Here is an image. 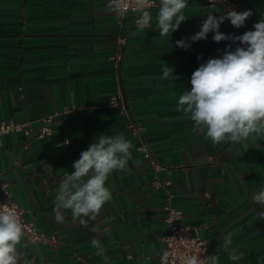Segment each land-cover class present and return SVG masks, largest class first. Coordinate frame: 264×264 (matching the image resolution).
Masks as SVG:
<instances>
[{
    "label": "crops",
    "instance_id": "obj_1",
    "mask_svg": "<svg viewBox=\"0 0 264 264\" xmlns=\"http://www.w3.org/2000/svg\"><path fill=\"white\" fill-rule=\"evenodd\" d=\"M226 1L252 16L241 28L224 21L219 31L225 35L252 31L264 16V0ZM112 7L109 0H0V122L14 118L31 128L30 136L3 138L1 181L37 230L58 238L54 246L24 236L18 245L21 264H162L169 200L183 212V224L204 225L199 235L209 255L219 251V264H264V220L258 216L264 209L251 200L264 187V151L257 148L264 137L213 144L178 111L192 73L221 58L229 45L233 50L236 42H215L211 32L206 40H191L207 13L219 16L228 7L188 0L186 20L168 37L156 28L157 7L149 9L152 24L143 31H137L133 12L121 16ZM120 37L126 38L122 46ZM182 39L187 50L176 45ZM118 51L120 63L111 59ZM165 64L173 76L161 79ZM118 91L141 128L137 136L127 129L121 108L111 104ZM53 113V136L35 139L42 119ZM101 133H123L134 146L126 169L109 177L111 201L85 223L66 210L57 219L60 180ZM59 141L69 143L57 146ZM142 142L159 168L138 150ZM166 179L172 181L168 189L154 186ZM228 233L233 243L221 250ZM94 239L105 247L107 260L95 254ZM231 249L242 259H229Z\"/></svg>",
    "mask_w": 264,
    "mask_h": 264
},
{
    "label": "clouds",
    "instance_id": "obj_2",
    "mask_svg": "<svg viewBox=\"0 0 264 264\" xmlns=\"http://www.w3.org/2000/svg\"><path fill=\"white\" fill-rule=\"evenodd\" d=\"M111 3L117 15H126L130 10L135 14L137 31L151 27L153 15L149 9L156 6V28L160 37L171 36L179 29L186 20L183 10L188 7V0H158V4L156 0H111ZM251 16V10L238 12L231 8L219 16L209 12L200 30L191 37L193 42L206 40L211 32L215 42L232 40L244 45L234 51L229 45L221 58L201 64L191 75V90H185L178 99V111L193 121L213 144L255 142L257 137H264V16L253 25L254 30L241 36H228L219 31L226 20L233 27L241 28ZM176 45L185 50L189 47L183 39ZM173 71L165 64L161 79L173 76ZM67 143L69 141H64ZM133 147L123 133L99 134L73 163L74 171L66 172L59 182L54 201L57 219L62 218V210L70 211L72 218L81 223H85L86 218L95 219L112 199L107 183L110 175L126 169ZM257 148L264 151V146L258 144ZM251 200L264 209V187L253 192ZM258 216L264 220V210L259 211ZM232 235L228 233L224 237L219 249H229ZM24 236L16 207L0 204V264H21L23 257L18 245ZM92 247L97 256L107 260L106 249L99 240L94 239ZM229 259L239 261L242 255L231 249ZM219 260L217 250L214 255H186L183 264H219ZM23 264L30 262L23 261Z\"/></svg>",
    "mask_w": 264,
    "mask_h": 264
},
{
    "label": "built area",
    "instance_id": "obj_3",
    "mask_svg": "<svg viewBox=\"0 0 264 264\" xmlns=\"http://www.w3.org/2000/svg\"><path fill=\"white\" fill-rule=\"evenodd\" d=\"M208 5H214L216 3H223L229 9V4L226 0H205ZM157 3V1H156ZM109 4L112 5L111 0ZM158 4V3H157ZM113 6V5H112ZM156 7V6H153ZM151 7V8H153ZM131 8V4H130ZM131 11V10H130ZM243 35L239 33L238 36ZM126 42L125 37H120L118 40L119 46L124 45ZM238 41L233 45V50L237 47H242ZM111 59L116 63H120L122 59V54L120 51L115 53ZM113 106H118L121 108L122 113L126 117L127 129L133 135H139L141 128L137 123L132 119L130 112L126 106V101L123 93L118 91L117 95L114 96L111 100ZM57 113L48 115L42 119V123L39 126L37 132L34 135V138L37 140L47 139L53 136L54 134V120ZM14 133H23L26 136H30L31 128L30 124L27 122L18 121L14 118H8L0 122V145L5 136L14 134ZM68 144V143H67ZM66 145L64 141H59L57 146ZM138 150L142 151L146 158H149L155 167L159 168L156 161L154 160L152 153L146 143H141ZM172 185V181L166 179L165 181L156 180L154 186L168 189ZM8 185L5 182L1 181L0 175V204L8 203L10 206H15L22 224L25 230V236L27 240L31 243H47L50 245H57L58 238L56 236H47L44 233L37 230L33 221L27 219L25 210L20 207L13 199L10 198L8 194ZM2 195L6 196V199L2 198ZM171 197V195H170ZM165 217L164 221L168 227V233L164 238L165 241V251L160 254V260L162 264H183V258L186 255L190 254H199V255H209L208 245L205 240L201 239L199 235L200 229L204 226L199 225H186L182 223L183 212L180 209L174 207L169 200L164 205Z\"/></svg>",
    "mask_w": 264,
    "mask_h": 264
}]
</instances>
